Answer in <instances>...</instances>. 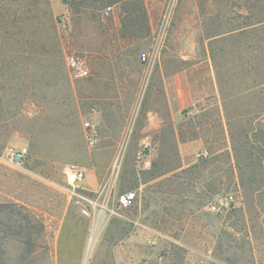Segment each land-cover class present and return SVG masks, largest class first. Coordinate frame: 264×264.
I'll list each match as a JSON object with an SVG mask.
<instances>
[{
  "label": "rangeland",
  "instance_id": "1",
  "mask_svg": "<svg viewBox=\"0 0 264 264\" xmlns=\"http://www.w3.org/2000/svg\"><path fill=\"white\" fill-rule=\"evenodd\" d=\"M29 1L0 0V156L26 148L20 166L0 160V264H116L106 259L189 250L264 264V29L233 39V0H144L150 35L105 58L91 26L70 23L69 0ZM24 10L23 34L11 36L4 18ZM109 14L117 23L118 6ZM21 40L28 46L17 51ZM69 53L86 59L88 77L68 73ZM72 163L87 169L74 194ZM126 191L135 200L122 208ZM226 192L237 206L209 212Z\"/></svg>",
  "mask_w": 264,
  "mask_h": 264
},
{
  "label": "trees",
  "instance_id": "2",
  "mask_svg": "<svg viewBox=\"0 0 264 264\" xmlns=\"http://www.w3.org/2000/svg\"><path fill=\"white\" fill-rule=\"evenodd\" d=\"M25 1L29 0H23ZM47 2L48 0H44L46 5ZM238 2V0H233V39L241 35L251 36V40L257 39L253 33L257 34V31L264 29V0H244L240 4ZM115 5L118 6L117 23L108 20V18L111 20L108 17L109 13L104 16L105 9ZM68 6L72 14L70 23L75 26L82 22L88 23L94 34L100 38L99 45L94 49L100 57L107 58L109 55H115L123 47V45H118L120 42L129 45L135 40L147 38L150 35L148 11L144 0H69ZM241 6L244 11L240 10ZM28 14V11L24 10L22 14L14 13L12 18H4L5 22L10 21L8 23L15 27V30L10 33L11 36L18 38L22 36L23 24L20 21H23ZM0 24L4 25L2 19H0ZM3 33L8 34L7 31ZM222 34L224 33L209 35L210 40H215L219 35L222 37ZM17 44V51L25 50L28 46L25 40L18 41ZM211 57L214 58V52H211ZM258 143L261 144L259 141ZM261 148L264 150V142Z\"/></svg>",
  "mask_w": 264,
  "mask_h": 264
},
{
  "label": "built area",
  "instance_id": "3",
  "mask_svg": "<svg viewBox=\"0 0 264 264\" xmlns=\"http://www.w3.org/2000/svg\"><path fill=\"white\" fill-rule=\"evenodd\" d=\"M111 7H107L104 11L105 14H108ZM63 26H67L66 23H63ZM66 67L68 73L74 78H86L90 74L89 66L87 64L86 59L76 53H69L65 57ZM85 137L89 145H94L96 142V131L95 129L88 123H85ZM26 153V148L23 147L18 151L12 150L8 153L7 159L13 163L22 162V157ZM200 156L205 157L207 155V151L203 150L199 153ZM66 181L69 185L70 192L75 193V188L80 181H82L86 174L87 169L84 166L77 164H68L65 168ZM117 203L119 207L125 208L132 205L135 200V193L133 191H126L118 195ZM237 206V201L235 195L232 192L226 193H218L214 195V197L208 202L207 210L211 213L219 214L225 213L228 210H231ZM83 215H89V211L86 208L81 210ZM210 253L208 250L207 255ZM137 264H146L145 260H140Z\"/></svg>",
  "mask_w": 264,
  "mask_h": 264
},
{
  "label": "crops",
  "instance_id": "4",
  "mask_svg": "<svg viewBox=\"0 0 264 264\" xmlns=\"http://www.w3.org/2000/svg\"><path fill=\"white\" fill-rule=\"evenodd\" d=\"M112 89H117V92L119 94L118 97H121L122 85L119 82L116 84V88H115V86H113ZM92 122L94 125H97L99 121H96V119H92ZM92 127L95 129L94 126H92ZM119 129H121V133L124 132V130H125V119H122L121 126H119ZM117 134H120V131ZM10 150L11 151L12 150L18 151L19 149H10ZM8 153H7V155H8ZM7 155H6V158H4L3 155H1L0 160L4 161L6 163H9V164H14L16 166H20L22 164L25 156H26V154L23 155L22 162L16 164V163L8 161ZM86 176H87V174H86ZM92 184L93 183L91 181H85L84 183H82V186H84V188H87V189H92V188H94L93 187L94 185H92ZM110 213L119 215V213L116 212L115 210H111ZM79 221H83V219L79 218ZM150 243H155V240L150 241ZM145 258L146 259H138V260H133V261H123V259H121V258L108 257L106 260H108L109 263H116V264H124V263L125 264H137L140 260H145L146 264H218L216 261H213L212 259H210V257L207 254H205V256L203 254L199 255V254H196V252H194L192 250L186 251L181 257H176L173 255H170V256L151 255V256H148V258L147 257H145Z\"/></svg>",
  "mask_w": 264,
  "mask_h": 264
}]
</instances>
